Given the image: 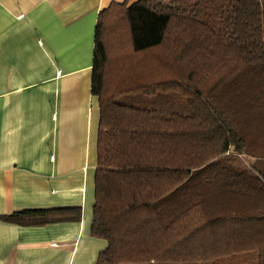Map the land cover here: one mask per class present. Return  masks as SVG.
<instances>
[{"label":"trees","instance_id":"1","mask_svg":"<svg viewBox=\"0 0 264 264\" xmlns=\"http://www.w3.org/2000/svg\"><path fill=\"white\" fill-rule=\"evenodd\" d=\"M91 93L94 264H264V0L111 2L94 26Z\"/></svg>","mask_w":264,"mask_h":264},{"label":"crops","instance_id":"2","mask_svg":"<svg viewBox=\"0 0 264 264\" xmlns=\"http://www.w3.org/2000/svg\"><path fill=\"white\" fill-rule=\"evenodd\" d=\"M0 0V215L80 207L79 221L0 219V264H94L90 234L99 121L94 26L111 2Z\"/></svg>","mask_w":264,"mask_h":264},{"label":"rangeland","instance_id":"3","mask_svg":"<svg viewBox=\"0 0 264 264\" xmlns=\"http://www.w3.org/2000/svg\"><path fill=\"white\" fill-rule=\"evenodd\" d=\"M165 1V0H164ZM246 162H247V160H246Z\"/></svg>","mask_w":264,"mask_h":264}]
</instances>
